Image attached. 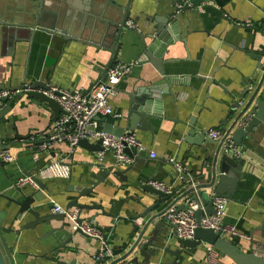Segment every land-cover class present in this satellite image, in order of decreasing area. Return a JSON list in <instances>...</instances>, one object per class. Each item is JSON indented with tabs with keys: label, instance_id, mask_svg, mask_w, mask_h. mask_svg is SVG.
I'll return each mask as SVG.
<instances>
[{
	"label": "crops",
	"instance_id": "1",
	"mask_svg": "<svg viewBox=\"0 0 264 264\" xmlns=\"http://www.w3.org/2000/svg\"><path fill=\"white\" fill-rule=\"evenodd\" d=\"M27 1L0 0V21L5 19L6 7L29 3ZM104 1L115 2L119 8L129 2L128 20L136 24L139 32L130 30L123 33L125 42L133 45L137 43L135 35L146 34L156 25L155 19L169 14L176 20L175 31L169 32L167 37L173 40L176 36L178 41L166 47L163 59L177 60L166 65V73L183 76L186 83L172 88L174 100L173 97H163L162 119H150L147 128L139 126L133 131L128 130L147 151L139 161L134 160L136 155L132 163L123 168L115 166L111 154H106L99 161L96 153L78 146L69 153L65 142L53 145L49 151L40 152L42 143L37 142H43L41 138L48 135L54 123L53 112L47 104L26 96L16 95L9 100L12 106L4 116L9 136L8 149L0 150L10 151L14 155L12 162H0V250L6 264H111L135 242L137 235L133 234V226H141L144 222L142 219L135 222V218L158 201V197L143 190L150 180L162 182L172 189L171 200L151 212L150 216L170 205L183 209L185 201L194 195L203 211L212 199L210 188H216L212 184L211 165L218 146L210 139L199 144L194 143L195 139L187 142L188 123L192 121L193 130L197 133L229 128L241 111L237 102L240 100L244 106L247 104L252 96L248 86L259 81L260 70L264 69V0H202L198 6L189 3L188 9H180L177 13L171 7L173 0ZM82 2L55 0L52 5L57 10H62L61 7L69 10L82 6ZM140 54V48L128 45L125 48L123 45L116 63L139 62ZM256 56L263 64L260 70H257ZM110 62L111 56L107 52L97 53L81 43L56 36L39 34L31 43H11L0 26V90L19 91L24 85L30 86L40 81L49 87L86 92L107 72L111 66L107 70L105 68ZM159 79L150 63L139 62L117 86L118 92L110 100L113 110L121 113L122 119L100 117V128L105 130L107 124L126 128L128 96L137 90L149 94L147 88ZM2 136H5L4 131ZM13 136L22 139L17 140ZM242 144L244 148H238L240 156L235 158L236 161L240 160L238 170L242 172V178L231 199H226L222 222L235 226L239 234L246 236V239L226 237L227 241L245 253L264 257V127H259ZM149 152H154L156 158H149ZM35 154L38 155L37 159ZM167 158H173L190 180L184 182L179 179L174 168L166 162ZM58 160L71 166L67 179L39 181L43 190L31 185L15 187L19 179L33 175L37 167ZM114 171H126L123 175L126 180L109 174L104 182H99L101 172ZM190 181L196 182L202 189L196 192L192 190L185 198L178 199L191 189ZM22 188L26 189L24 196L36 193L42 199L39 211L52 216L51 227L64 225L66 232L72 235V240L64 249L50 253L56 243L51 237L43 238L49 227L21 230V226L33 219L28 214L20 215L13 223L18 208L7 198L15 197L17 190ZM89 188L92 189L91 193L79 198L78 192ZM18 200L23 199L19 197ZM74 200L78 205L87 206L77 209L82 219L102 231L113 258L96 262L97 242L72 232L68 220L51 209L54 206L75 209L67 208ZM160 220L163 227H168L163 216ZM167 237L169 245L174 237L169 227ZM205 247L203 244L194 249H184L179 256L181 264H207ZM171 249L181 248L172 244ZM167 257L168 261L172 260ZM122 261L128 264L129 259ZM149 264L157 263L150 258ZM217 264L234 263L219 254Z\"/></svg>",
	"mask_w": 264,
	"mask_h": 264
},
{
	"label": "water",
	"instance_id": "2",
	"mask_svg": "<svg viewBox=\"0 0 264 264\" xmlns=\"http://www.w3.org/2000/svg\"><path fill=\"white\" fill-rule=\"evenodd\" d=\"M53 1L29 0L27 1L29 3H23L14 7H6L4 9L5 19L0 21V26L4 34L9 38V41L11 43H14V41L31 43L39 34H45L60 37L67 41L81 43L94 49L97 53L107 52L110 54L111 64L106 66L105 70L116 63L118 52L123 45H125V48L127 45L140 48L141 60L139 62L150 63L155 68L160 79L154 81L147 88L149 94L137 90L128 96L126 128H115L113 125L107 124L104 131L118 137L128 130L133 131L138 129L139 126L144 128L149 127L150 119L154 121L162 119L161 111L163 97H173L174 100L172 88L176 85L186 83L183 76L177 77L166 73L167 66L175 63L177 60L163 59L166 47L178 41L176 36H174L173 40H169L167 37L169 32L175 31L176 20H173L169 14L164 18L155 19L157 22L155 23L156 25L151 27L146 34L135 35L137 43L133 45L125 42L123 33V31H130L125 26L130 15L128 10L130 6L129 2L119 8L115 2L106 3L104 0H83L82 6L80 5L77 8L71 7V9L65 10L64 7H61L62 10H57L53 8ZM201 2L202 0H173L171 2V7L174 8V12L177 13L180 9H188L189 3L196 7ZM182 5L184 8H182ZM259 58H257V56L255 57L258 61L257 70L263 67V64L259 62ZM105 77L106 73L102 75L94 85L103 82ZM262 78L263 87L260 94L257 96L256 100L251 98L247 105V107H249L254 103L252 104V109L254 111L253 117L249 120L246 127L235 129L231 136L236 148H244L242 141L248 137L251 138L252 134L256 133L259 127H264V73ZM27 87L29 90L25 91ZM48 90L49 86L43 84V82L36 81L30 86L24 85L20 89L21 93L19 96H26V98L47 104L49 109L53 112V121H56L62 111L54 100L43 94V92ZM0 91H2V89ZM88 92L89 90L84 92V94ZM258 92L259 91L256 90L254 96H256ZM1 105L5 107L2 108ZM11 106L12 103L9 99L0 97V124L2 126L0 128V150L8 149L7 142L9 136L5 128L6 120H4V116L9 113ZM173 108L175 110V106H173ZM97 121L99 122L102 120L98 117ZM103 122H105V120H103ZM145 123H147V126H145ZM3 131L5 133L4 137L2 136ZM13 138L17 140L22 139L18 136H13ZM190 139H195L194 143L197 144L204 140L208 141L205 135L193 130L192 121L188 123V130L186 132V141L191 142ZM41 143L42 142H37V144ZM76 146L84 148L89 152L97 153L101 151L100 140L91 143L86 139H81ZM124 153L130 158H134L137 155L134 159L135 161H139L140 158L145 156L144 152L137 154L133 149H125ZM240 166V160L236 161L233 154H220L219 151H216L211 165L212 184L216 185L214 190L215 197L227 200L231 199L232 193L237 188L239 179L242 178V172L238 170ZM38 170L39 167L36 168V172ZM126 171H114L112 173L101 172L99 175V182H104L109 174L126 180V178H123ZM28 176H31V174ZM35 182L38 188L43 190V186L40 182L36 179ZM94 187H96V185ZM199 189H202V186L196 188V190ZM25 190V188L18 189L15 197L11 199L7 198L11 204L18 208L14 213L13 223L17 221L20 215L24 213L28 214L33 219L21 226V230H36L49 227L44 232L43 238L51 237L56 243V246L52 248L50 253L64 249L72 240V235L66 232L64 225L58 228L51 227V222L53 221L52 216L50 214H41L39 211L41 209V204L39 203L42 199H40L36 193L24 196ZM143 190L149 195L158 197V201L135 218V222L140 219L144 220L141 226H133V234L137 235L135 242L121 258L113 261L111 264H116L126 259H129L128 264H149L150 258H153L157 264H181L179 256L184 249H194L203 244L214 247L222 258H227L234 264H264V257L255 253L243 252L237 246L220 237L219 234L214 233L212 230L196 229L192 240H181L173 237L168 245V227H163V222L160 219L165 211L172 205L167 206L158 214L150 216V213L155 211L162 204L169 202L171 199L164 193L154 190L147 185L144 186ZM192 190L193 189H190L180 195L178 199L185 198ZM91 191V188L79 191V198L89 195ZM19 197H22L23 200H18ZM79 198H77V200ZM77 200L70 202L67 208H87V206L78 205ZM190 200L197 201V196H192ZM52 208L53 207H51V209ZM211 215H214L213 199L209 201L208 206L204 208L203 211L199 209L195 212V219L198 221L204 216ZM156 220H158L157 223H155ZM172 244L178 245L181 249L172 250ZM167 256L172 258V260L168 261ZM139 258H142V260L139 261ZM0 264H6L1 250Z\"/></svg>",
	"mask_w": 264,
	"mask_h": 264
},
{
	"label": "built area",
	"instance_id": "3",
	"mask_svg": "<svg viewBox=\"0 0 264 264\" xmlns=\"http://www.w3.org/2000/svg\"><path fill=\"white\" fill-rule=\"evenodd\" d=\"M125 26L131 31L139 32V29L132 20L126 21ZM138 64V61L127 64L115 63L107 70L105 80L92 86L87 94H84V90L81 89L63 90L56 87H49L48 91L43 92L44 95L58 104L62 113L61 116L54 121L48 135L41 138L43 142L39 146V151H49L53 145L65 142L69 147V153H72L78 141L81 139H86L91 143L100 140L101 151L96 153L97 159L101 161L106 154H111L115 166L122 168L133 161V158H130L124 153L125 149H133L137 154L140 152L146 153L147 150L144 145L136 139L133 132L126 131L117 137L102 130L97 121L98 117H112L116 120L122 119V114L113 110L110 105V100L116 96L118 92L117 86L123 79L130 75L132 69ZM263 73L264 69H261V77L259 78V81L248 86L249 93L252 95L251 98H254V100L257 99V96L262 90ZM28 90L29 88L27 87L25 91ZM256 90L259 92L254 96ZM20 93V90L14 92L2 90L0 91V97L10 100L13 96H19ZM250 100L245 106L240 100L237 102L241 111L229 128L224 131L209 129L202 133L205 137L217 144L220 154L231 153L234 158H239L240 152L238 151V148L234 146L231 136L235 129L246 127L249 120L253 117L254 111L252 109V104L254 103L247 107ZM37 156L38 155L35 154V159H37ZM148 156L151 159L156 158L154 152H149ZM13 160L14 155L10 151L5 150L0 152L1 163L8 164ZM166 162L174 168L179 179L184 182L190 180V178L183 174L181 166L175 162L173 158H167ZM70 173L71 166L69 163L63 160L54 161L39 168V170L33 175L19 179L16 182L15 187L21 188L26 185H31L38 188L35 179L37 181L67 179L70 176ZM147 186L160 191L167 196L172 195V189L162 182L150 180L147 182ZM190 186L194 192L197 191L196 188L198 187V184L196 182L190 181ZM209 194L213 199L214 215L204 216L197 221L195 219V212L202 209V207L199 203L190 199L185 201L184 209L179 210L176 206L172 205L165 211L163 214V221L170 228L172 235L176 239L192 240L196 229H204L212 230L224 239L231 236L246 239V236L238 233L235 226L225 225L222 222L227 200L215 197L213 188H210ZM53 212L62 214L68 220L72 232L84 235L97 242L98 247L95 255L96 262L101 263L106 258H113L112 251L107 245L102 231L82 219L79 209L75 208L68 210L63 209L60 206H54ZM205 252L207 264H217L219 256L218 251L214 247L206 245ZM116 264L127 263L122 261Z\"/></svg>",
	"mask_w": 264,
	"mask_h": 264
}]
</instances>
